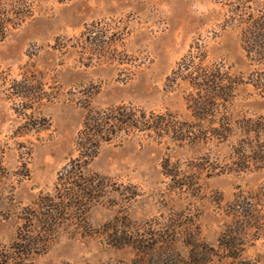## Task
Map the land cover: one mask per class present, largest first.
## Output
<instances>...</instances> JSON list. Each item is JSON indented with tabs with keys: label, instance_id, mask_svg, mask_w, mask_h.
Returning <instances> with one entry per match:
<instances>
[{
	"label": "rangeland",
	"instance_id": "374dc122",
	"mask_svg": "<svg viewBox=\"0 0 264 264\" xmlns=\"http://www.w3.org/2000/svg\"><path fill=\"white\" fill-rule=\"evenodd\" d=\"M237 2L244 11H264L263 0H33L32 16L0 42V141L6 146V168L13 171L19 164L15 140L26 139L22 143L31 152L29 176L18 184L13 177V190L6 187L8 198L12 190L15 202L25 205L39 193L52 192L57 172L75 154L84 116L80 102L86 96L94 107L129 103L188 119L185 86H172L168 77L197 38L205 44L209 62L221 63L235 75L246 78L264 69V59L246 55L230 19ZM85 27L96 41L85 38ZM86 41L92 44L85 46ZM26 71L36 73L50 95V101L34 109L48 126L15 139L11 133L23 121L14 113L16 101L8 98L6 87ZM231 111L234 117L264 115V98L241 84ZM155 140L133 137L101 146L88 168L106 179L98 202L84 223L61 230L35 264H182L179 259L189 252L183 239L188 227L206 245L217 246L219 199L230 200L238 187L261 185L264 167L216 175L198 170V163L204 154L214 163L226 161L230 145L192 149L167 138ZM18 225L15 215L0 218V248L14 239ZM114 233L145 243L139 249L114 246ZM152 244V251L142 253ZM246 256L264 264V245L248 249ZM206 264L224 263L214 258Z\"/></svg>",
	"mask_w": 264,
	"mask_h": 264
},
{
	"label": "trees",
	"instance_id": "16d2710c",
	"mask_svg": "<svg viewBox=\"0 0 264 264\" xmlns=\"http://www.w3.org/2000/svg\"><path fill=\"white\" fill-rule=\"evenodd\" d=\"M7 1L0 0V42L33 14V0H10L9 4ZM240 3L231 9L230 19L240 31L246 55L252 60H262L264 11L255 12L253 7L251 11H244ZM91 33L93 31L85 27V38L96 41ZM86 42L85 46L92 44ZM168 81L172 86H185L183 99L188 119L172 112L146 111L129 103L94 107L90 96H86L80 102L84 116L73 144L75 154L57 172L52 192L39 193L25 205L12 198L13 179L18 184L29 176L27 157L31 152L22 142L26 141L28 132L47 128V119L36 116L34 109L50 101V95L44 89L45 83L33 71H26L20 79L10 81L6 94L16 101L13 111L24 127L15 129L11 138L24 141L15 140L19 164L13 171L4 164L6 146L0 141V218L15 215L19 221L14 239L0 248V264H35V257L57 241L61 230L72 223L79 226L85 222L89 208L98 202V193L105 188L106 179L88 169L103 144L121 143L133 137H148L156 139L157 143L167 138L177 146L192 149L226 144L231 147L226 161L214 163L204 154L198 170L206 168L218 175L264 167V115L234 117L231 111L241 84L251 85L254 92L264 98V69L252 71L246 78L235 75L223 64L209 62L205 44L197 38L176 62ZM8 186L12 188L11 198L6 191ZM219 200L217 208L222 218L217 246L206 245L191 227L183 229L184 244L189 252L187 258L179 262L206 264L216 258L224 264H257L246 252L264 245V182L254 189L238 187L230 200L223 203ZM112 237V244L119 247L129 245L139 249L145 243L142 239L115 233ZM144 250L142 253L152 251L153 244Z\"/></svg>",
	"mask_w": 264,
	"mask_h": 264
}]
</instances>
